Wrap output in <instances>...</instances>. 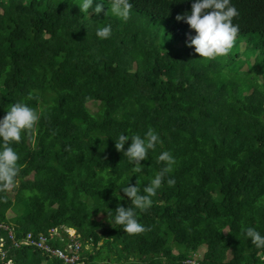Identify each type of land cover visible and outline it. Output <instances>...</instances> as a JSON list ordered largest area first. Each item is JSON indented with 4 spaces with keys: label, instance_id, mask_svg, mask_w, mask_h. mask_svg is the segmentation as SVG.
I'll return each mask as SVG.
<instances>
[{
    "label": "trees",
    "instance_id": "obj_1",
    "mask_svg": "<svg viewBox=\"0 0 264 264\" xmlns=\"http://www.w3.org/2000/svg\"><path fill=\"white\" fill-rule=\"evenodd\" d=\"M129 2L125 21L111 0H93L89 15L83 0H0V119L17 102L40 116L10 145L20 171L16 192H0V221L18 238L75 228L82 264H264V249L241 233L243 225L264 236V0H230L238 35L213 60L187 46L197 33L176 19L194 0ZM109 25L111 35L99 38ZM149 127L161 143L135 173L116 139L143 138ZM165 151L172 171L152 206L135 209L147 230L128 234L114 219L118 206H132L122 188L139 179L144 194ZM9 258L68 264L10 243L0 264Z\"/></svg>",
    "mask_w": 264,
    "mask_h": 264
},
{
    "label": "clouds",
    "instance_id": "obj_2",
    "mask_svg": "<svg viewBox=\"0 0 264 264\" xmlns=\"http://www.w3.org/2000/svg\"><path fill=\"white\" fill-rule=\"evenodd\" d=\"M92 5L93 0H83V3L79 5L80 11L89 15ZM110 8L113 14L126 21L130 16L132 4L129 0H111ZM102 11L103 3H97L94 12L98 15ZM238 15V10L231 6L230 0H194L191 14H178L176 19L185 21L197 33L196 36L189 37L186 42L187 46H194L195 52L199 54L200 58L213 60L217 57L227 56L233 49L239 31V25L234 24L233 20ZM96 35L101 39L108 38L111 35V26L99 29ZM34 98L38 99L29 93L28 99ZM39 119L40 116L35 109L21 102L12 105L3 119H0V141H2V145H0V192L12 189L15 177L20 171L18 153L10 145L13 142H21L22 133L31 134ZM129 138H131V144L125 151L124 146ZM158 143H161L158 134L149 127L143 138L140 135L129 137L121 133L116 139L115 147L117 151L123 152L127 156L130 163L135 165L132 171L140 173L143 170L141 161L148 159L149 150H155ZM67 150L71 151V147L69 146ZM157 160L165 163L166 166L143 188L144 194H140L137 187L139 179L135 186L128 184L122 188L132 206H118L114 219L115 224L123 226L124 231L128 234H141L147 230L137 221L135 209L145 211L152 206V197L156 196L157 190L162 186L164 176L172 171V166L175 164L174 157L167 151L162 152ZM167 183L169 186H174L175 181L169 179ZM110 216L111 212H109ZM66 227L76 230L70 226ZM241 233L246 234L257 249H264V236H261L256 229L245 228L242 225ZM258 258L264 261V256Z\"/></svg>",
    "mask_w": 264,
    "mask_h": 264
},
{
    "label": "built area",
    "instance_id": "obj_3",
    "mask_svg": "<svg viewBox=\"0 0 264 264\" xmlns=\"http://www.w3.org/2000/svg\"><path fill=\"white\" fill-rule=\"evenodd\" d=\"M7 233V238L5 235ZM18 232L13 224L0 221V255H7L8 243L11 246L20 248L23 246L41 249L50 257H57L68 264H82L83 244L77 239V231L66 226H56L47 232L35 233L28 231L26 235L18 238ZM59 240L61 245H54L52 241ZM12 258L7 260L11 264ZM192 264H201L192 261Z\"/></svg>",
    "mask_w": 264,
    "mask_h": 264
},
{
    "label": "rangeland",
    "instance_id": "obj_4",
    "mask_svg": "<svg viewBox=\"0 0 264 264\" xmlns=\"http://www.w3.org/2000/svg\"><path fill=\"white\" fill-rule=\"evenodd\" d=\"M242 48H244V47H242ZM93 109H95V107H93ZM12 190H13L14 192H16V186L13 185ZM202 250H203V251L206 250V247L203 246V247H202ZM175 252H176V248H175Z\"/></svg>",
    "mask_w": 264,
    "mask_h": 264
}]
</instances>
